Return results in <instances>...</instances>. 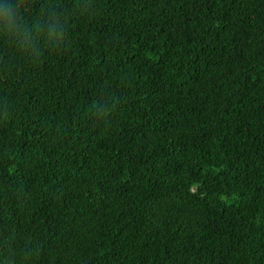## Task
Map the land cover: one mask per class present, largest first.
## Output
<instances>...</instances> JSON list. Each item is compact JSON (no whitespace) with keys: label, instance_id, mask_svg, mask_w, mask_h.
<instances>
[{"label":"trees","instance_id":"1","mask_svg":"<svg viewBox=\"0 0 264 264\" xmlns=\"http://www.w3.org/2000/svg\"><path fill=\"white\" fill-rule=\"evenodd\" d=\"M0 264H264V0H0Z\"/></svg>","mask_w":264,"mask_h":264}]
</instances>
